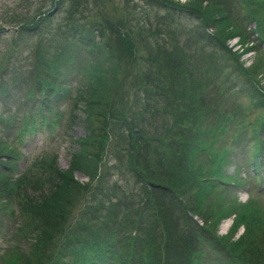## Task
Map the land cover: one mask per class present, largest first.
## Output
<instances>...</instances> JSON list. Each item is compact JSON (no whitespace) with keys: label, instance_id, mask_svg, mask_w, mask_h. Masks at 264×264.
Wrapping results in <instances>:
<instances>
[{"label":"trees","instance_id":"obj_1","mask_svg":"<svg viewBox=\"0 0 264 264\" xmlns=\"http://www.w3.org/2000/svg\"><path fill=\"white\" fill-rule=\"evenodd\" d=\"M83 1L86 0H72V6L78 8ZM127 1L133 3L132 0ZM152 4L149 12L140 9L143 19L139 11L126 12L132 15L129 22L132 35L122 37L118 49L104 55L103 61L107 62L105 68L99 61L89 59L90 56L86 55L95 47L100 49V28L103 29L100 21L98 26L95 21H81L80 25L79 21L61 20L67 23L53 26V30L60 34L59 39L55 38L47 11L43 14L42 10H37L35 15L19 23L20 31L16 34L18 39L25 37L23 32L31 40L40 33L37 56L27 47L33 55L34 70L33 77H27L26 82L36 90L35 95L45 113L35 115V111H32L31 115L20 118L18 129H27L16 130L17 136L38 126L50 125L55 128L58 124H71V116L76 107L87 112L82 120L86 128L88 124L92 127L87 129L88 135L74 138L80 150L73 154L68 152L67 169H57L55 156H52L39 163L47 171L32 177L34 172L40 170L36 158L48 153L40 152L29 171L17 175L5 171L0 173V230L10 228L14 235V243L0 256L4 264H43L52 238L57 242L65 238L63 244L67 246L69 257L74 261L68 263L61 259L58 261L60 264H98L107 257L112 259L110 264H131L132 258L141 260L133 246L136 241H140L145 222H141L138 215L136 219L129 218L123 211L133 212L135 208L131 204L138 200L142 205L141 196L132 193L130 199H126L123 189L115 181L110 186L114 198L96 191L100 189L97 185L95 189L89 187L92 180L102 177L101 167L108 146L109 153L118 159V164H112L113 170L119 174L134 173V177L142 184H148V190L142 185L144 200L150 211L152 209L148 220L155 224L162 248L156 252V258L161 262L149 260L147 264H203L204 260L218 264V261L211 258L210 251L200 246L197 231L184 233L189 227L187 223H195L191 217H186V214L182 217L185 221L182 222L183 233L174 227L172 232L166 228L153 190L157 186L158 190H167L168 196L175 198L181 206L180 198L188 192L190 182L202 185L199 190L210 183L216 199L220 201L228 195V191L218 189V186L230 183L232 188L240 183L238 178L234 179L225 169L230 162L237 163L234 152H241L245 147L252 148L249 167L255 175L260 172L257 161L264 164V92L258 84L260 77L255 78V75L263 64L259 65L258 60L253 58L251 64L244 67L240 55L248 50L255 52V44L260 46L264 41V0H152ZM39 14L44 17L37 16ZM180 20H192L194 24L186 29L171 28L177 26ZM14 22L19 20L14 19ZM249 22H254L253 30L246 29ZM253 32L256 35L252 38L249 34ZM182 34L186 37L184 42L179 39ZM234 35L241 47L240 52L236 51L238 53L226 46L227 39ZM145 47L147 53L136 55L139 48ZM106 48L111 49L107 45ZM40 50L47 53L40 54ZM122 55L129 58L127 61L131 62L129 66L133 74L140 77L135 82L139 91L136 92L135 100H132V104L138 105L134 110L131 108V100L126 104L127 107L115 105L116 91L119 92L123 87L128 68H124L119 80L113 74L112 78H108L117 62L121 61ZM138 61L142 63L137 64ZM99 64L104 75L98 72ZM6 67L7 64L3 69ZM184 68H188L189 72ZM71 69L78 71V78L73 84H66L61 76ZM183 73L188 74L187 79H184ZM20 84H24V81ZM5 88H1L0 92ZM107 92L108 100L104 102L103 97ZM27 95L31 97L32 94ZM155 97L160 100H155ZM185 97L188 99L186 105ZM64 100L71 102L72 108L62 109L60 105ZM148 101L155 105L163 104L162 114L167 115L152 130L146 129L144 121L149 115H159L160 108L149 105ZM96 106L98 109H94ZM71 109L73 111L66 117ZM7 116L14 121L11 113ZM121 127L127 131L126 134L120 131ZM124 135L128 136L130 156L125 166L121 154L116 150L118 147L112 143H121L117 138L123 139ZM226 136L231 138L232 143L223 144L226 143ZM139 141L143 144L140 145ZM150 143H157L152 152L143 148ZM7 152L16 158L13 153ZM193 153L203 155L204 158L192 169L193 164L190 162ZM260 154L262 158L256 157ZM187 156L189 163L186 162ZM86 158L91 159L92 163L85 170ZM4 164L9 169L14 167L10 160L4 161ZM162 165H166L167 169ZM149 166L157 167L158 171H162L160 174H165L166 170L167 175L169 171L174 173L170 178L162 180L163 183L155 184L149 175L157 171L149 169L145 172ZM73 170L88 175L90 182L77 183L71 175ZM178 185H181L180 191L175 188ZM161 190L160 196H165ZM70 191L74 193L72 198ZM77 194L85 206L72 214L78 201L75 200ZM70 198L75 203L70 201L69 205ZM185 199V209L198 212L194 204L189 203L187 197ZM234 202L231 200L226 206L219 205L216 218L212 223L204 220L205 226L200 229L208 233L209 240L218 246L217 250L228 257L225 264H264V250L259 246L262 242H255L258 234L264 235V214L258 201L249 198L236 207L228 235L217 237L212 233L213 226L218 225L220 218L232 213L229 208ZM98 222L103 230L97 229ZM239 224L244 225L243 234L229 240ZM22 243H28L30 251L23 252ZM124 245L128 247L122 249Z\"/></svg>","mask_w":264,"mask_h":264},{"label":"rangeland","instance_id":"obj_2","mask_svg":"<svg viewBox=\"0 0 264 264\" xmlns=\"http://www.w3.org/2000/svg\"><path fill=\"white\" fill-rule=\"evenodd\" d=\"M72 0H0V89L3 87H6L5 90L0 92V162H4L7 160H10L14 163L13 168H7L6 166L0 165V173L5 171L12 174H20L22 172L29 171L33 167V163L35 161L34 158H36L40 152H48L42 155H39L36 158L37 164H39L42 161H47L50 157L55 156L56 163L55 167L57 169H67L68 167V161H69V153H75L80 150L79 147H77L75 139L78 136H86L89 134V128L91 124H88V127L86 128V124L83 123L84 117L86 116L87 112L83 111L81 107H76L75 110L71 109L67 112L66 117H69L70 113L73 111V115L71 116L72 123H68L66 125L65 123L62 125L58 124L57 126H38L37 128L34 127L31 131H24L19 136L16 134V130L22 131L26 130V127H21L18 129V125L20 122V118L27 117L32 114V111H35L34 114H44L45 110L43 106L40 104L38 96L35 95L36 90L31 88L32 85L28 82H26L27 77H33L32 73L34 70L33 62H32V54H36V49L39 46L37 45V39L40 36V33L37 34L32 40L31 37L27 36L26 32H23L22 34H25V37H22V39L17 38V32L20 31V24L21 21L27 20L28 18L35 15L37 10H42L43 14L45 11L49 12L48 19L49 23L51 24L52 31L55 35L56 39H59L60 34L58 32H55L53 30V26H62L66 24L67 22H61V20H75L79 21L80 25L82 22L85 21H95L98 23L101 22L103 29H101V40L102 43L100 45V49L98 47H95L90 53L86 54L89 57V59L97 60L102 65L103 68H105L107 62L103 61V57L105 54L110 53L113 50H117L118 47L122 44V37L131 36L132 30L129 28V22L130 17L132 15H127L126 12L132 13L133 11H139L141 14V19H143V13H141L140 9H144L145 11L149 12L152 4V0H142L140 3L138 0H132L133 3L127 1V0H100V2H97L96 0H86L85 2H81L80 6L78 8L72 6ZM75 1V0H73ZM187 0H182L181 2H184ZM53 9L51 12L50 10ZM98 13V15H97ZM13 16V17H12ZM39 17H44L42 14L37 15ZM46 17V16H45ZM15 20H19V22H14ZM47 19V18H46ZM152 19H155L152 17ZM100 21V22H99ZM120 22H123L124 25ZM133 22V20H132ZM194 24L192 20L188 21H182L180 20L179 24L175 27L171 28H189ZM160 25V23H159ZM250 25V24H249ZM108 26V27H107ZM248 27V25H247ZM39 29L41 30L42 27L40 26ZM23 31V30H21ZM28 33V32H27ZM19 35V34H18ZM256 35V34H255ZM185 35H180V38L183 42L186 40ZM42 38V36H41ZM237 36H232L228 39V45L234 46L235 48H238V51H241V48L238 47L237 43ZM37 45V46H36ZM106 45L111 47L106 48ZM256 51L248 52L241 54L240 59L244 58V67L246 65L250 64V61L252 58H256L258 61V64H263V67H261V70H257L255 78L260 77V80L258 81V84L261 86L264 92V41L263 43L258 46V43L255 44ZM27 47H29L28 51ZM35 48V51H34ZM54 49V47H53ZM236 52V51H235ZM40 54H45L47 52H43L40 50ZM115 53V52H114ZM147 53V49L139 48L138 54H144ZM238 53V52H236ZM71 55V54H70ZM129 58H126V55H122L121 61L117 62V64L114 67V71L108 74V78H112V74L117 77L119 80L124 72V68H128V74L126 75V78L123 80L124 84L121 90L118 92L116 91V99H115V105H124L127 107L128 101L131 100V108L132 110L136 109L138 105L132 104V100H135L136 92L139 91V89L135 86V82L140 79V77L133 74V72L130 69L129 64L131 62H128ZM137 56L135 61H137ZM255 60V59H254ZM231 62V61H230ZM141 62H137V64H141ZM7 64L6 69H3V66ZM100 64L98 66V72L99 74H103L102 69L100 68ZM137 64L135 66L137 67ZM138 68V67H137ZM136 68V69H137ZM186 69L187 72H189L188 68ZM104 75V74H103ZM106 76V74H105ZM181 76V75H180ZM184 79L188 78L187 73H183ZM78 78V71L76 69H71L68 72H66V75H62L61 79L66 84H73L76 82ZM80 78V76H79ZM21 81H24V84H20ZM111 82V80H110ZM115 83V82H113ZM65 84V85H66ZM159 89V88H158ZM160 90V89H159ZM26 93V94H24ZM31 93V97H28L27 94ZM109 93L107 92L104 97L103 101L107 102ZM155 100H160L159 97H155ZM179 99V98H178ZM177 99V101H178ZM140 102V101H139ZM149 105L153 104L152 101H148ZM188 102V99L184 98V104L186 105ZM141 103V102H140ZM163 104L155 105L156 107L160 108V114L153 117L152 115H149V117H146V120L144 121V125L146 129L152 130L154 125H157L162 120L161 118L167 117V115L164 113L162 114L161 107ZM60 107L62 109H68V107L72 108L71 102H66L64 100ZM94 109H98L96 106ZM83 111V112H82ZM129 109H127V112ZM11 113L14 121L8 119L7 114ZM128 118V116L126 117ZM154 119V120H151ZM36 125H39V122H36ZM119 126V124H117ZM82 130V132H81ZM120 131H123L124 134L127 133V131L121 127ZM188 133V130L186 131ZM166 135V133L164 134ZM168 136V133H167ZM160 137V136H159ZM165 137V136H161ZM264 138V134L262 136ZM116 138V137H115ZM185 138H187L185 136ZM117 140L121 143H112L116 145L118 148L116 149L119 154H121L123 159V166L126 165V162L129 163V154H128V136L124 135L123 139L117 138ZM226 143L223 144H229L232 143L231 138L225 137ZM150 141V140H149ZM188 142V139L185 140ZM88 143V142H86ZM9 144V145H8ZM139 144L142 145V141H139ZM160 143H158L159 145ZM220 144V143H217ZM11 145L15 146L12 147ZM157 146V143H150L143 148L152 150ZM75 147V149L73 148ZM13 153V155L16 157L15 159L13 156L8 154V152ZM69 152V153H68ZM234 155L238 156L237 163L235 161L230 162V165L227 167V170L225 169V172L229 175H233L234 179L235 177L238 178L240 181L239 185L234 186L231 188V184L228 185L225 184V186L220 185L218 186V189H227V196L223 197L220 201L216 199L215 197V191L214 189L210 188L211 184L208 183L207 187L199 190V188H202V185L198 186L197 184L190 182L188 186V192H186L184 195L181 196V206L179 203H177L175 198H170L167 194V190H158V186L154 187L156 190H153V196L157 198L158 203V211L160 213L161 219L164 222L167 229L171 230L172 227L175 228L176 231L182 230V222L185 223V221L182 220V217L187 215L186 217H191L192 220H196L198 223H187L189 227L186 228L184 233H192L194 230L198 232L199 238L198 240L201 241L200 246L205 247L204 250H209L211 253V258H214V260L218 264H225L228 257L221 253L218 249V246L213 244L209 240V234L202 231L200 227L205 226L204 220L211 221L216 218V211L217 208L220 207L219 205L226 206L227 203L231 200H234L235 202L232 204L233 206L229 209L232 210V213L226 214L225 217L220 218L221 222L215 224L213 226L212 233L219 237V236H226L228 235V231L232 225V221L235 217L234 210H236L240 204L245 203L249 198L254 199L258 201L259 206L261 208V211L264 214V191H260L261 186L264 184V164L261 163V172L258 173V175H255L253 170L249 168L250 162L252 161V148L245 147L241 150V152L236 151L234 152ZM256 157H261V154ZM185 158V157H184ZM204 158L203 155L193 153V158L190 162L192 165V169L194 168V165L200 162ZM85 162L87 163V167H85V170L90 168L92 160L89 158H86ZM240 159H244L240 162ZM257 161V159H256ZM186 162L189 163L188 156L186 157ZM53 163V162H52ZM112 164H118V159L115 157L113 153H109V146L106 149L105 152V162L104 165L101 167V170L103 172L102 177L99 180H92L90 182L88 175H85L81 173L79 170H73L72 171V178L77 181L79 184L89 183L90 182V188L97 185L100 189H95L96 191H100L102 193L107 194L110 198H114L113 196H110V186L112 180L116 181L118 184L122 185L121 188L123 189V192L126 194V199H130V195L132 193L138 192V194L141 196L142 205L140 204V200H138L136 203L131 204L135 208L133 212H130L129 210H123L129 218H135L138 215L141 222H145L144 231L140 234V241H136V244L133 246L134 252L141 258V260H137L136 258L130 259L131 264H147L149 260H157L161 262V260L157 259L156 252L159 251L162 248V241L160 239L159 233L156 229L155 224H151V222L148 220L150 217V208L146 201L144 200V188L148 190V184L140 182L138 179L134 177V173L129 174L128 172H123L121 174L117 173L115 170H113ZM189 164V168H190ZM40 165V164H39ZM52 165V164H51ZM164 166L165 169H167L166 165ZM149 169H155L152 166H149L145 168V172ZM157 173H154L153 175H149L151 178L154 179L155 184L163 183L162 180L168 179L171 177V175L174 173L172 171H169V175H167V170L165 174H160L162 171H158L157 167L155 169ZM47 169L44 166L40 165V170L37 172H34L32 177H36L39 174H42L46 172ZM232 173V174H231ZM228 175V176H229ZM167 176V177H166ZM87 179V180H86ZM87 181V182H86ZM178 181V180H177ZM144 188H143V186ZM181 185L175 186L176 189H179ZM149 188H152L149 186ZM162 191L165 196H160L159 191ZM180 191V189H179ZM200 191H202L201 194ZM71 195V198L73 197V191L69 192ZM187 197V201L191 204H194V207L198 210V212H192L188 209H185V198ZM68 201V204L71 201ZM74 200V199H73ZM71 201V203H75ZM75 200H78L77 203L74 205V209L72 214L76 213L80 209L84 208V204L82 203V198L79 194L75 197ZM131 201V200H130ZM177 203V205L175 203ZM173 203V204H172ZM67 204V205H68ZM197 204V205H195ZM70 205V204H69ZM179 205V207H178ZM71 206H68L69 208ZM17 208V207H16ZM100 214V213H99ZM98 214V215H99ZM230 218L231 221L228 222V226L225 228H222L223 219ZM25 222V219H24ZM102 223V221H101ZM100 222L97 223V229L103 230ZM103 224V223H102ZM32 226V225H31ZM34 228V227H33ZM6 233H5V231ZM244 232V225L239 224L234 234L230 235L229 240H233L237 238L239 235H242ZM71 234H67L69 236ZM5 236V237H4ZM14 235L12 232V229L10 228H3L0 230V256L4 253V251H7L10 249V245L14 243ZM261 241L262 244L259 245L264 250V235L258 234L255 238V242ZM65 242V238H63V241L57 242L54 238L51 240V245L48 246L45 255L46 260L43 261V264H60L58 261L63 259L66 262L73 263V258L69 257V253L67 251V246L63 243ZM255 242L252 241V243L255 244ZM122 249H125L126 245L121 246ZM30 245L28 243H22L21 249L23 252L30 251ZM109 257L103 258V260L99 261L98 264H110ZM0 264H4L0 259ZM154 264V262H153ZM194 264V263H193ZM203 264H210L209 261L204 260ZM217 264V263H215Z\"/></svg>","mask_w":264,"mask_h":264},{"label":"bare ground","instance_id":"obj_3","mask_svg":"<svg viewBox=\"0 0 264 264\" xmlns=\"http://www.w3.org/2000/svg\"><path fill=\"white\" fill-rule=\"evenodd\" d=\"M228 222H229V221H225V222L223 223V225H222V228H225L226 226H228Z\"/></svg>","mask_w":264,"mask_h":264}]
</instances>
